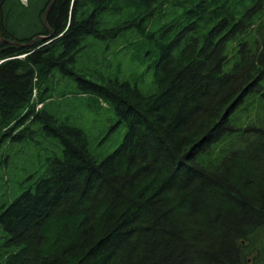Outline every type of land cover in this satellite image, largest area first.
<instances>
[{
  "label": "trees",
  "instance_id": "obj_1",
  "mask_svg": "<svg viewBox=\"0 0 264 264\" xmlns=\"http://www.w3.org/2000/svg\"><path fill=\"white\" fill-rule=\"evenodd\" d=\"M51 1L0 0V39L30 43L0 42V186L53 140L0 194L1 264H264V0ZM103 107L127 129L106 156Z\"/></svg>",
  "mask_w": 264,
  "mask_h": 264
},
{
  "label": "rangeland",
  "instance_id": "obj_2",
  "mask_svg": "<svg viewBox=\"0 0 264 264\" xmlns=\"http://www.w3.org/2000/svg\"><path fill=\"white\" fill-rule=\"evenodd\" d=\"M19 1L22 4L26 3V0ZM22 31L29 33V28L27 27L26 29L24 27ZM124 53L126 52H124L120 48L111 49L108 61H111L110 66L112 68L114 67V70H118V64L122 61L124 75L125 73H127L126 71H128V74H131L132 67L133 71L138 70V64H136V61L133 62H136L135 64H131V62L126 57L127 55L125 56ZM110 74L113 73L111 72ZM55 83L56 85H54ZM53 87L56 92L67 90L62 80H57V82L54 81ZM72 97H74V95H72ZM111 115L112 113L108 112L107 109L103 107L100 115L88 116L87 114H85L84 119H82V128L87 134L92 151L96 154L106 156L115 148H117L124 139L127 130L126 127L122 124H115V126L111 127V124L113 122L109 118ZM108 130L110 132H108ZM29 141L31 145H33L34 147H38V149L33 150V148H31L30 152L26 151L17 154L16 159L8 172L10 178L9 184L6 187H4V185L0 186V194L4 191L5 188L7 193H9L10 195V193L15 191V187L18 189L19 193L21 192L20 183L23 179L29 176L42 174V168L40 166L44 160V157L52 150L53 140L43 138L42 136H37L36 138H32ZM19 144H21V142H19L18 145ZM4 236L5 234L0 229V243L3 241ZM1 255H5V253L2 252Z\"/></svg>",
  "mask_w": 264,
  "mask_h": 264
},
{
  "label": "water",
  "instance_id": "obj_3",
  "mask_svg": "<svg viewBox=\"0 0 264 264\" xmlns=\"http://www.w3.org/2000/svg\"><path fill=\"white\" fill-rule=\"evenodd\" d=\"M53 2H54V0L51 1V3H50V5H49V7H48L46 13L44 14V20H46V16H47L48 11H49L51 5L53 4ZM50 36H51V35H49L48 37L43 38V39H49ZM0 42H2V43H8V44H10V45H15V46H21V47H25V46H29V45H30V43H29V44H20V43H17V42H15V41H9V40H4V39H0Z\"/></svg>",
  "mask_w": 264,
  "mask_h": 264
},
{
  "label": "flooded vegetation",
  "instance_id": "obj_4",
  "mask_svg": "<svg viewBox=\"0 0 264 264\" xmlns=\"http://www.w3.org/2000/svg\"><path fill=\"white\" fill-rule=\"evenodd\" d=\"M24 119H25V116H24ZM15 123H16V122H15ZM15 123H14V124H15Z\"/></svg>",
  "mask_w": 264,
  "mask_h": 264
}]
</instances>
